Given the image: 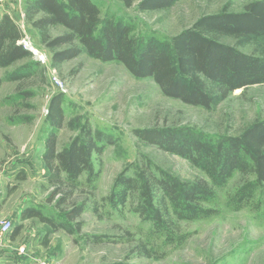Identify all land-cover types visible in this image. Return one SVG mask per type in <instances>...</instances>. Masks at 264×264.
<instances>
[{
    "label": "rangeland",
    "instance_id": "rangeland-1",
    "mask_svg": "<svg viewBox=\"0 0 264 264\" xmlns=\"http://www.w3.org/2000/svg\"><path fill=\"white\" fill-rule=\"evenodd\" d=\"M91 1L102 16L129 23L133 35L163 40L202 15L217 13L224 7L241 11L252 0H177L169 8L145 11L137 8L140 0H132L129 7L121 0ZM21 4L24 11V0ZM16 23L23 32L18 42L32 49L30 57L0 67V218L12 222L0 246V264H264V185L251 202L233 209L227 198L242 180L238 172L216 187L215 197L207 202L216 213L179 221L174 232L177 239L173 241H167L151 221L133 210L132 198L117 208H110L102 200L115 177L123 170L132 174L143 158L180 181L208 180L188 159L140 140L133 130L177 127L210 141L237 135L264 118V84L237 89L209 109L188 105L163 95L150 78L132 76L118 62H103L81 53L53 65L51 51L41 43L38 31L24 17ZM62 31V27H55L50 33ZM219 39L235 43L231 37ZM253 48L239 47L247 53ZM29 62L35 63L29 75L8 79L15 68ZM53 76L61 85L53 81ZM58 92L64 94L65 114L57 130L58 148L68 143L85 121L106 138L102 153L92 159L98 172L93 185L83 183L71 199L78 202L88 198V206L79 217L80 229L74 233L63 228L49 231L35 218L18 219L21 209L27 206H35L47 216H58V197L49 201L52 187L41 159L50 130L45 119L48 103ZM16 114L29 116L30 120L13 124L9 118ZM84 179L85 175L82 182ZM7 214L10 216L3 217ZM19 223L21 230L11 238Z\"/></svg>",
    "mask_w": 264,
    "mask_h": 264
},
{
    "label": "trees",
    "instance_id": "trees-1",
    "mask_svg": "<svg viewBox=\"0 0 264 264\" xmlns=\"http://www.w3.org/2000/svg\"><path fill=\"white\" fill-rule=\"evenodd\" d=\"M121 1L127 7L132 4V0ZM176 1L140 0L137 8L141 11L166 9ZM23 13L25 20L38 31L41 43L51 51L53 65L81 53L103 62H118L132 76L150 78L163 95L188 105L209 109L237 89L264 84V0H252L241 11L224 7L217 13L202 15L189 27L163 40L133 35L129 23L102 16L91 0H24ZM55 27H62L63 31L51 35L50 30ZM22 36L19 25L3 14L0 67L31 56L18 42ZM221 37H231L235 43L220 41ZM246 45H253V51L239 49ZM34 64L18 66L8 79L19 80L29 75ZM63 102L61 92L49 100L45 119L50 130L41 155L52 187L49 201L58 197L55 203L58 216H47L35 206H27L21 209L18 219L21 222L35 218L49 231L63 228L74 233L80 229L79 217L88 206V198L78 202L71 199L83 183L90 185L97 178L92 159L102 153L106 138L85 121L78 126L76 135L58 148L57 130L62 127L65 115ZM9 120L13 124L24 123L30 117L16 114ZM133 133L148 144L188 159L208 178L180 181L146 158L132 174L123 170L115 177L110 192L102 200L110 208H117L132 198L133 210L151 221L167 241L177 239L174 232L179 221L216 213L215 208L206 204L215 197V188L225 184L235 172L242 180L228 194L227 203L233 209L251 202L264 185V118L247 125L237 135H224L214 141L184 133L177 127L134 129ZM21 228V223L15 225L11 238Z\"/></svg>",
    "mask_w": 264,
    "mask_h": 264
},
{
    "label": "crops",
    "instance_id": "crops-1",
    "mask_svg": "<svg viewBox=\"0 0 264 264\" xmlns=\"http://www.w3.org/2000/svg\"><path fill=\"white\" fill-rule=\"evenodd\" d=\"M22 0H0V17L3 14H8L15 22L23 20L24 14L22 11ZM10 214H7L8 217Z\"/></svg>",
    "mask_w": 264,
    "mask_h": 264
},
{
    "label": "built area",
    "instance_id": "built-area-1",
    "mask_svg": "<svg viewBox=\"0 0 264 264\" xmlns=\"http://www.w3.org/2000/svg\"><path fill=\"white\" fill-rule=\"evenodd\" d=\"M31 49L32 48H30L29 50ZM52 79L55 83L60 84L59 80L55 76H53ZM1 193H2V189H1V183H0V196H1ZM11 228H12V222L10 221V219L0 218V246L2 245L6 235L10 232Z\"/></svg>",
    "mask_w": 264,
    "mask_h": 264
}]
</instances>
